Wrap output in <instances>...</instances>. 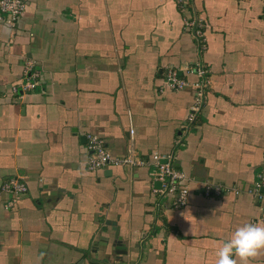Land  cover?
I'll use <instances>...</instances> for the list:
<instances>
[{
    "label": "crops",
    "instance_id": "obj_1",
    "mask_svg": "<svg viewBox=\"0 0 264 264\" xmlns=\"http://www.w3.org/2000/svg\"><path fill=\"white\" fill-rule=\"evenodd\" d=\"M186 2L28 0L0 22V264H216L232 229L264 223V187L248 193L264 171V0ZM170 68L187 87L165 85ZM88 135L113 157L172 155L186 204L154 192L150 161L89 171ZM9 180L26 186L13 206Z\"/></svg>",
    "mask_w": 264,
    "mask_h": 264
},
{
    "label": "built area",
    "instance_id": "obj_2",
    "mask_svg": "<svg viewBox=\"0 0 264 264\" xmlns=\"http://www.w3.org/2000/svg\"><path fill=\"white\" fill-rule=\"evenodd\" d=\"M186 1L187 0H180V6L185 8L187 6ZM27 2L28 0H0V22L6 23L9 26H14L18 19L25 13ZM184 26L192 27L191 21L185 20ZM27 73H25V75H27ZM202 73L203 71H199V74ZM36 76V74L33 75V77ZM165 85L171 90L178 91L187 87L188 83L179 78L176 69L170 68L166 73ZM24 86L26 89H32L35 85L30 78H26ZM195 86L196 88H200L199 84H195ZM201 94L202 92L200 91L198 95L201 96ZM192 121L193 114L189 117L188 123ZM86 139L88 147L87 150L89 152L86 159V167L89 171L93 172L105 169L110 165H118L123 168H139L147 165L150 161L154 168V178L160 184V188L154 192L159 195L170 197V207L172 208L183 207L186 204V190L183 187L185 177L181 171L173 166L172 155H161L159 153H155L152 154L150 160L147 161L138 157L134 152L129 151L128 154L124 156L113 157L106 150L105 146H103V142L101 140H97L92 135H88ZM263 187L264 171L261 175H259L258 180L255 182L254 186L249 189L248 193L258 199H261L263 198ZM217 189L214 187H205L204 192L206 195L218 194L221 190L218 187ZM1 190L5 193L13 195V199L8 203V206H13V204L17 201V197L26 190V187L18 180H9L1 186ZM234 192L238 194V190H235Z\"/></svg>",
    "mask_w": 264,
    "mask_h": 264
},
{
    "label": "clouds",
    "instance_id": "obj_3",
    "mask_svg": "<svg viewBox=\"0 0 264 264\" xmlns=\"http://www.w3.org/2000/svg\"><path fill=\"white\" fill-rule=\"evenodd\" d=\"M260 251H264V223H241L219 243L216 264H237L234 257L248 264Z\"/></svg>",
    "mask_w": 264,
    "mask_h": 264
},
{
    "label": "water",
    "instance_id": "obj_4",
    "mask_svg": "<svg viewBox=\"0 0 264 264\" xmlns=\"http://www.w3.org/2000/svg\"><path fill=\"white\" fill-rule=\"evenodd\" d=\"M114 248L117 249V251L122 250L123 252H125L124 247L120 244L119 238L117 239V245L114 246Z\"/></svg>",
    "mask_w": 264,
    "mask_h": 264
},
{
    "label": "rangeland",
    "instance_id": "obj_5",
    "mask_svg": "<svg viewBox=\"0 0 264 264\" xmlns=\"http://www.w3.org/2000/svg\"><path fill=\"white\" fill-rule=\"evenodd\" d=\"M194 87H196L195 84H194ZM23 184H24V183H23ZM24 185H25V184H24ZM159 185H160V184H159ZM25 187H26V186H25ZM25 191H26V190H25ZM25 191H24V192H25ZM18 197H19V196H18ZM18 197H17V199H18ZM168 198H169V200H171L170 197H168ZM6 204H8V203H6Z\"/></svg>",
    "mask_w": 264,
    "mask_h": 264
}]
</instances>
